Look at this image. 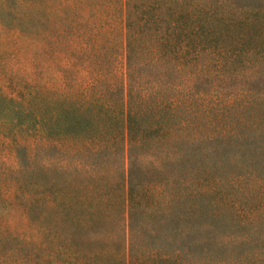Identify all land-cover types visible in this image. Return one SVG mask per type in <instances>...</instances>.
Masks as SVG:
<instances>
[{
    "label": "trees",
    "instance_id": "16d2710c",
    "mask_svg": "<svg viewBox=\"0 0 264 264\" xmlns=\"http://www.w3.org/2000/svg\"><path fill=\"white\" fill-rule=\"evenodd\" d=\"M0 41V264H264V0H2Z\"/></svg>",
    "mask_w": 264,
    "mask_h": 264
},
{
    "label": "rangeland",
    "instance_id": "374dc122",
    "mask_svg": "<svg viewBox=\"0 0 264 264\" xmlns=\"http://www.w3.org/2000/svg\"><path fill=\"white\" fill-rule=\"evenodd\" d=\"M2 0H0V3ZM118 32H119V40L121 43H124V25L123 23L118 22ZM4 42L0 41V74L3 78L10 77L7 84H11L17 75L18 69L21 68L18 60L14 57L13 51L7 50L6 46L3 44ZM12 150L11 148H4L0 146V167L7 168L10 166L12 162Z\"/></svg>",
    "mask_w": 264,
    "mask_h": 264
}]
</instances>
